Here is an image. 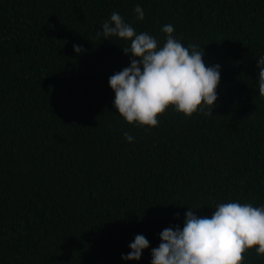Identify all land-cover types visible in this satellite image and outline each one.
Returning <instances> with one entry per match:
<instances>
[{
  "label": "trees",
  "instance_id": "16d2710c",
  "mask_svg": "<svg viewBox=\"0 0 264 264\" xmlns=\"http://www.w3.org/2000/svg\"><path fill=\"white\" fill-rule=\"evenodd\" d=\"M114 11L158 46L173 25L220 65L211 116L170 106L150 127L118 114L109 77L130 41L96 35ZM260 57L264 0H0V264H151L190 208L264 206ZM136 235L149 247L122 259Z\"/></svg>",
  "mask_w": 264,
  "mask_h": 264
},
{
  "label": "clouds",
  "instance_id": "9594fccd",
  "mask_svg": "<svg viewBox=\"0 0 264 264\" xmlns=\"http://www.w3.org/2000/svg\"><path fill=\"white\" fill-rule=\"evenodd\" d=\"M134 11L137 21L145 18L140 5ZM162 32L166 41L158 46L154 36L137 34L114 11L96 34L108 40L117 37L130 41V47L122 48L131 58L130 65L109 77L114 106L129 124L156 127L157 117L170 106L185 117L205 108V114L211 116L217 100L220 65L206 66L204 51L197 50V45L185 47L173 36V25H165ZM73 48L76 53L84 51L79 45ZM257 67L259 95L264 96V57L257 60ZM124 135L128 142L134 140L132 135ZM190 209L182 229L169 227L160 233L161 243L152 249L151 264H244V253L253 248L257 255H264V206L220 203L210 218L197 217ZM148 247L149 241L136 235L130 252L121 258L139 261Z\"/></svg>",
  "mask_w": 264,
  "mask_h": 264
}]
</instances>
